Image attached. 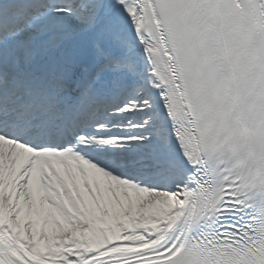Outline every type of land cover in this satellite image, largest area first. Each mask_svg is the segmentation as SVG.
I'll return each instance as SVG.
<instances>
[{
	"label": "snow or ice",
	"instance_id": "6c2138e0",
	"mask_svg": "<svg viewBox=\"0 0 264 264\" xmlns=\"http://www.w3.org/2000/svg\"><path fill=\"white\" fill-rule=\"evenodd\" d=\"M0 264H264V0H0Z\"/></svg>",
	"mask_w": 264,
	"mask_h": 264
}]
</instances>
